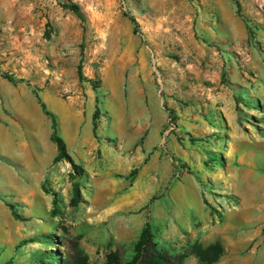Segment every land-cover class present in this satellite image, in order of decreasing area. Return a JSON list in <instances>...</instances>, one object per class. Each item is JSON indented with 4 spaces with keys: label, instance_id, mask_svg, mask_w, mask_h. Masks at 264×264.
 <instances>
[{
    "label": "rangeland",
    "instance_id": "374dc122",
    "mask_svg": "<svg viewBox=\"0 0 264 264\" xmlns=\"http://www.w3.org/2000/svg\"><path fill=\"white\" fill-rule=\"evenodd\" d=\"M63 4L78 5L85 22ZM21 90L83 107L94 95L96 108L113 119V90L125 101L153 92L163 114L158 149L173 159L178 179L197 180L198 197L212 211L206 226L180 208L177 227L169 220L152 226L154 241L175 254L195 244L223 246L216 224L238 206L220 179L226 166L235 167L227 156L241 140L264 138V0H0V119L15 114L11 92ZM113 119L105 131L115 135ZM70 176V195L54 199L60 215L73 213L66 211L74 199ZM69 215L60 220L65 264L79 253L89 264H106L117 249L125 262L134 258L136 242L86 250ZM253 230L264 235V227L229 230L233 242L216 264H264V242H235ZM184 264L201 263L190 256Z\"/></svg>",
    "mask_w": 264,
    "mask_h": 264
},
{
    "label": "crops",
    "instance_id": "0c3cea01",
    "mask_svg": "<svg viewBox=\"0 0 264 264\" xmlns=\"http://www.w3.org/2000/svg\"><path fill=\"white\" fill-rule=\"evenodd\" d=\"M113 91L117 113L113 119L99 108L97 131L94 95L83 107L81 100L67 102L50 93L40 102L24 90L11 92L15 114L0 119V264H65L60 220L69 214L60 215L54 199L57 193L70 195L75 173L70 162L58 161L54 120L68 155L82 170L73 180L81 199L66 211H73L69 219L76 237L90 244L86 250L137 242L148 223L160 227L167 220L177 227L180 208L206 226L212 221V211L198 197L197 180L189 175L178 179L173 159L158 149L163 114L154 93L147 104L133 93L125 101ZM112 119L115 135L105 131ZM240 143L227 156L235 167L226 166L220 176L238 201L232 214L216 224L226 252L225 244L233 242L229 230L243 235L245 228L264 227V138ZM132 211L140 214L132 217ZM263 237L253 230L235 242H264Z\"/></svg>",
    "mask_w": 264,
    "mask_h": 264
},
{
    "label": "trees",
    "instance_id": "16d2710c",
    "mask_svg": "<svg viewBox=\"0 0 264 264\" xmlns=\"http://www.w3.org/2000/svg\"><path fill=\"white\" fill-rule=\"evenodd\" d=\"M236 4L239 8V3L236 2ZM62 7L74 13L82 22H85V16L78 5L63 4ZM133 22L135 23L134 20ZM83 50L84 46L82 45V51ZM82 62L83 60H81L78 66V77L81 81L85 80ZM42 108L46 112L44 104H42ZM99 115L100 110L99 107H97L94 115L95 131H97L98 129L97 121L99 119ZM52 129V140L56 143L60 152L58 161L60 159L67 160L71 163L74 173L76 175L81 174V168L73 162L72 158L67 153L66 144L58 134L57 124L55 120L53 121ZM134 174L135 173L133 172L132 175ZM73 194L74 199L71 202L72 206L76 205L81 199L80 188L78 184H75ZM133 249L135 256L131 261L125 262L120 257V249H117L115 252H112L107 256L106 264H184L186 259H188L190 256H195L201 264H216L224 254L223 246L220 243L209 245L208 247H203L200 244H195L186 249V251H184L182 254L172 253L167 248L160 246L157 242L154 241V234L150 223L146 224ZM74 264H89L87 255H82L79 253L75 258Z\"/></svg>",
    "mask_w": 264,
    "mask_h": 264
}]
</instances>
